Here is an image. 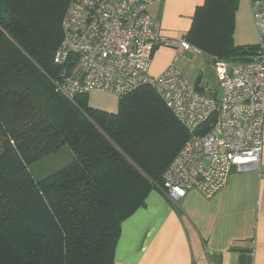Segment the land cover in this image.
Instances as JSON below:
<instances>
[{"label": "trees", "instance_id": "trees-1", "mask_svg": "<svg viewBox=\"0 0 264 264\" xmlns=\"http://www.w3.org/2000/svg\"><path fill=\"white\" fill-rule=\"evenodd\" d=\"M69 2L0 0V264H115L123 222L164 189L189 138L148 86L117 98L115 112L91 106V94L71 101L57 92ZM239 2L204 0L184 38L214 64L256 52L234 42ZM65 147L70 164L31 175V165Z\"/></svg>", "mask_w": 264, "mask_h": 264}, {"label": "built area", "instance_id": "built-area-1", "mask_svg": "<svg viewBox=\"0 0 264 264\" xmlns=\"http://www.w3.org/2000/svg\"><path fill=\"white\" fill-rule=\"evenodd\" d=\"M161 0H70L62 20L63 39L55 63L67 69L59 94L106 93L124 98L148 86L163 100L189 138L164 173L173 202L196 190L212 198L235 171H259L264 137V1L253 3L259 34L256 52L243 62L217 60L220 97L200 92L174 64L151 76L159 46L178 53L200 49L185 39L170 40L150 8ZM217 114L215 121L206 124Z\"/></svg>", "mask_w": 264, "mask_h": 264}, {"label": "crops", "instance_id": "crops-1", "mask_svg": "<svg viewBox=\"0 0 264 264\" xmlns=\"http://www.w3.org/2000/svg\"><path fill=\"white\" fill-rule=\"evenodd\" d=\"M256 1L264 0L239 2L234 31L237 46L259 43L252 11ZM203 4L204 0H161L150 8V14L160 23L164 38L181 40ZM175 53L173 48L159 46L149 74L157 76L175 65ZM198 88L221 95L220 88L215 90L204 77ZM110 99L112 103L107 102ZM110 99L97 97L90 104L115 112L118 99ZM115 264H264V137L260 172H233L227 186L212 198L191 190L173 202L165 187L153 190L145 206L123 222Z\"/></svg>", "mask_w": 264, "mask_h": 264}, {"label": "rangeland", "instance_id": "rangeland-1", "mask_svg": "<svg viewBox=\"0 0 264 264\" xmlns=\"http://www.w3.org/2000/svg\"><path fill=\"white\" fill-rule=\"evenodd\" d=\"M175 53V66L183 71L190 82L195 86L200 77H204L207 83L212 87H218L216 84L217 79L215 78V66L210 56L204 53H197L193 51H185L183 53H177V50L174 49ZM220 90V89H219ZM221 91V90H220ZM105 95L111 94H91L89 99L93 100L94 98H112L114 101H117V97L111 95L108 98ZM112 103V100L107 101ZM2 139L0 136V150H1ZM74 159V155L68 147L63 148L59 153L49 155L29 167L31 175L36 180H41L53 172L63 168L64 166L70 164Z\"/></svg>", "mask_w": 264, "mask_h": 264}]
</instances>
